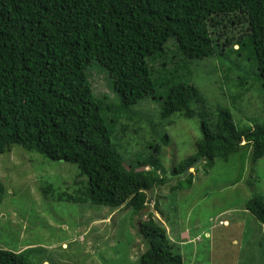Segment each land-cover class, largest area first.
<instances>
[{"label": "trees", "instance_id": "trees-1", "mask_svg": "<svg viewBox=\"0 0 264 264\" xmlns=\"http://www.w3.org/2000/svg\"><path fill=\"white\" fill-rule=\"evenodd\" d=\"M232 15L247 23L248 34L227 53L255 68L264 93V0H0V154L16 144L76 166L77 178H86V184L59 200L131 210L139 215L137 231L148 244L138 263L183 264L172 252L165 220L162 224L152 211L144 213L152 194L158 192L153 207L163 215L161 204L194 186L198 172L187 168L197 160L205 174L215 160L264 157V124L238 130L222 109L215 123H208L203 95L177 76L190 72L191 61L212 56L211 36L221 19ZM171 43L181 63L166 71L161 60ZM157 61L159 68L153 65ZM92 63L112 80L110 90L121 108L152 98L161 120L198 115L201 138L194 155L169 171L161 166L158 146L147 160H123L110 139L118 118L108 125L102 106L108 98L97 100L92 93L87 76ZM160 141L167 146L168 135ZM4 195L0 182V204ZM244 207L261 230L264 200L254 196ZM199 232L194 229L191 237ZM247 245L244 258L255 262ZM37 250H0V264H34Z\"/></svg>", "mask_w": 264, "mask_h": 264}, {"label": "rangeland", "instance_id": "rangeland-1", "mask_svg": "<svg viewBox=\"0 0 264 264\" xmlns=\"http://www.w3.org/2000/svg\"><path fill=\"white\" fill-rule=\"evenodd\" d=\"M238 17L240 21L234 15L222 18L211 36L212 56L191 61L190 72L177 76L203 95L208 123H215L218 109L228 110L234 126L245 130L264 124V93L254 79L255 68L227 53L236 49L237 42L248 34L247 23ZM168 47L161 61L166 63L165 70L171 71L181 62L175 44ZM161 61L154 63V67L159 68ZM87 76L94 98H108L102 102L108 125L118 118L110 139L123 160L130 163L134 156L138 161L147 160L158 146L161 166L169 171L194 155L195 144L201 138L198 115L184 119L173 114L161 120L157 102L152 98L121 108L114 100L112 80L106 72L92 63ZM164 134L169 137L167 146L160 141ZM201 164L197 160L196 166L187 171L198 172L194 186L160 205L163 215L153 207L157 191L144 213L152 211L155 221L164 219V227L173 229L169 231L172 252L182 255L183 264H264V226L260 230L252 216L242 214L252 197L261 196L264 200V157L256 162L237 155L228 162L215 160L205 174ZM77 175L76 166L47 160L16 144L9 152L0 154V182L5 190L0 204V250L16 253L37 248L34 264H139L138 258L148 244L138 234V214L134 216L126 208L115 210L58 199L83 190L86 178L83 177V184L75 185L74 181L83 179ZM239 178L241 183H234ZM222 220L227 225L219 222ZM197 228L208 233L205 238L201 235L199 241L190 239ZM179 232V237L188 235L190 241L186 239L185 246H178ZM246 243L255 262L244 258Z\"/></svg>", "mask_w": 264, "mask_h": 264}, {"label": "crops", "instance_id": "crops-1", "mask_svg": "<svg viewBox=\"0 0 264 264\" xmlns=\"http://www.w3.org/2000/svg\"><path fill=\"white\" fill-rule=\"evenodd\" d=\"M241 181H242V179L241 178H239V179H237L236 180V182H234V183H241ZM225 212H229V211H225ZM224 212V213H225ZM242 214H245L246 216L248 215V212H246L245 211V207H244V211L242 212ZM240 219V216H239V218L237 219V220H239ZM159 220V222H161L162 224H163V219L162 220H160V219H158ZM219 222H223L222 224H225V225H227V221L226 220H222V221H219ZM229 223V222H228ZM163 226H164V224H163ZM223 227H225V226H223ZM229 227V226H228ZM165 228V227H164ZM169 229V228H168ZM197 229H199V228H197ZM170 230H172V229H169V230H167L166 228H165V232H166V236H167V238H168V240H169V242H170V237H169V235H171L170 233H169V231ZM179 234H180V232L178 233V237H179ZM203 234V236H204V238H205V236L208 234L207 233V231H206V233H204V231L202 230V231H200L198 234H197V236L195 237V238H190V239H193V240H196L197 238H198V241H199V237L201 236ZM172 236V235H171ZM188 235L187 234H185V236H183V237H179V240H180V242L178 243V246H179V244H184V246H185V242H186V239H187V241L189 240V238H186ZM206 240H208L207 238H206ZM190 241V240H189ZM197 241V242H198ZM233 243H236V240H233ZM172 246V245H171ZM187 246V245H186Z\"/></svg>", "mask_w": 264, "mask_h": 264}, {"label": "water", "instance_id": "water-1", "mask_svg": "<svg viewBox=\"0 0 264 264\" xmlns=\"http://www.w3.org/2000/svg\"><path fill=\"white\" fill-rule=\"evenodd\" d=\"M190 167H195V163H193ZM187 171H189V167L187 168Z\"/></svg>", "mask_w": 264, "mask_h": 264}, {"label": "clouds", "instance_id": "clouds-1", "mask_svg": "<svg viewBox=\"0 0 264 264\" xmlns=\"http://www.w3.org/2000/svg\"><path fill=\"white\" fill-rule=\"evenodd\" d=\"M194 163H196V162H194ZM196 166V165H195ZM173 247V246H172ZM181 257H182V255L181 254H179ZM182 259H183V257H182Z\"/></svg>", "mask_w": 264, "mask_h": 264}]
</instances>
